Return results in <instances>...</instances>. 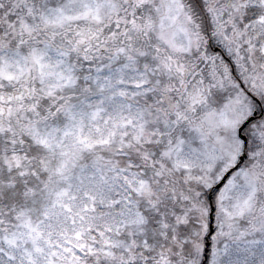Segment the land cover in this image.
Masks as SVG:
<instances>
[{"label": "snow or ice", "instance_id": "1", "mask_svg": "<svg viewBox=\"0 0 264 264\" xmlns=\"http://www.w3.org/2000/svg\"><path fill=\"white\" fill-rule=\"evenodd\" d=\"M0 264H264V0H0Z\"/></svg>", "mask_w": 264, "mask_h": 264}]
</instances>
